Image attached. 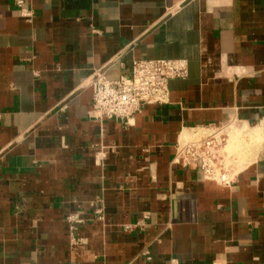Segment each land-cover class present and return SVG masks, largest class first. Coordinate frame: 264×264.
<instances>
[{
	"label": "crops",
	"instance_id": "crops-1",
	"mask_svg": "<svg viewBox=\"0 0 264 264\" xmlns=\"http://www.w3.org/2000/svg\"><path fill=\"white\" fill-rule=\"evenodd\" d=\"M24 2L0 0V264H264V136L228 187L173 163L188 131L264 126V0ZM162 59L189 68L168 104L90 117L95 72Z\"/></svg>",
	"mask_w": 264,
	"mask_h": 264
},
{
	"label": "built area",
	"instance_id": "built-area-1",
	"mask_svg": "<svg viewBox=\"0 0 264 264\" xmlns=\"http://www.w3.org/2000/svg\"><path fill=\"white\" fill-rule=\"evenodd\" d=\"M17 6L26 22L31 23L34 12L25 6L24 0H17ZM189 75L185 60H138L133 63L132 72L117 80H109L103 70L94 74L95 92L90 117L98 122L118 120L128 125L130 120L145 105H165L170 101L169 83L186 79ZM67 109L63 106L62 110ZM228 124L220 128L193 129V139L181 140L176 148L173 163L184 168L197 169L204 180L223 186L234 183L235 173L226 167L222 151L227 143L224 138ZM200 130L204 131L200 134ZM94 216L103 220L102 204L93 205ZM71 232L83 223L78 215L67 216ZM141 224H136L139 227ZM134 226L128 225L126 230ZM150 259V258H149Z\"/></svg>",
	"mask_w": 264,
	"mask_h": 264
},
{
	"label": "rangeland",
	"instance_id": "rangeland-1",
	"mask_svg": "<svg viewBox=\"0 0 264 264\" xmlns=\"http://www.w3.org/2000/svg\"><path fill=\"white\" fill-rule=\"evenodd\" d=\"M245 125H243V126H239V127H235V128H233L232 127V129H230V131H229V128H228V130H226V132H225V135H224V138L226 137V139H227V143H226V145H228L230 142H232V141H234L233 140V137L235 136V137H237V138H242L243 136H246V135H248L249 136V134H252V132L251 131H256V130H261L262 128H264V126H262V127H260L259 129H256V130H250V129H248L246 126L244 127ZM241 128V129H240ZM244 128H245V130H244ZM247 128V129H246ZM238 129V130H237ZM243 129V130H242ZM239 131V133L237 132V131ZM247 130H248V132H247ZM264 130V129H263ZM261 131L262 132V134H261V136H264V131ZM231 131H236L235 133L234 132H232L231 133ZM240 131H242V132H244L245 133V135L241 132L240 133ZM251 133H250V132ZM204 133V131H201L200 130V134H203ZM236 133H238V134H236ZM231 134V135H230ZM232 134H235V135H233L232 136ZM239 134H241V135H239ZM193 135H194V133H193ZM230 136L232 137V139L230 138ZM239 136H242V137H239ZM250 136H252V135H250ZM243 138H245V137H243ZM193 139V138H192ZM246 139V141L248 140L247 138H245ZM262 139V138H261ZM229 140H232V141H229ZM236 141V140H235ZM234 141V145H235V143L236 144H239L240 145V142L239 141H236L235 142ZM243 141H245L244 139H243ZM229 142V143H228ZM238 142V143H237ZM248 142L249 143H251L249 140H248ZM248 142H247V144H248ZM261 143V142H260ZM225 145V147H227ZM256 146V145H255ZM236 147L239 149V146H234V149L231 151V152H227L226 151V149H223L224 151H222L223 152V154H224V159H225V162H226V167L230 170V171H233L234 173H237L238 172V170L239 169H242V168H244L246 165H247V163H245L244 162V158H240V157H236V153H237V150H236ZM255 148V147H254ZM251 149V148H250ZM262 150V149H261ZM260 150V151H261ZM251 151V150H250ZM248 152H249V150H248ZM250 153V152H249ZM235 154V155H234ZM239 158V159H238ZM250 161H252V160H250ZM239 166V167H238ZM240 166H241V168H240Z\"/></svg>",
	"mask_w": 264,
	"mask_h": 264
},
{
	"label": "bare ground",
	"instance_id": "bare-ground-1",
	"mask_svg": "<svg viewBox=\"0 0 264 264\" xmlns=\"http://www.w3.org/2000/svg\"><path fill=\"white\" fill-rule=\"evenodd\" d=\"M244 124H242V125H236L235 123H232V124H230V125H228V127H227V130H228V128H229V131H230V129H232V127L233 128H235V127H241V126H243ZM245 127V126H244ZM241 129V128H240ZM247 129V128H246ZM264 128H262L261 130H256V129H254V130H256V131H251L252 132V134H249V136L248 135H246V136H243V137H245V138H247L250 142L251 141H255L256 140V138L258 137L259 138V136H261V134H262V130H263ZM238 130V129H237ZM236 130V131H237ZM243 130V129H242ZM244 130H245V128H244ZM202 131V130H201ZM235 131V132H236ZM264 131V130H263ZM232 132H234V131H231V133ZM234 132V133H235ZM238 133H239V131H237ZM242 131H240V133H241ZM245 132V131H244ZM244 132H242L244 135H245V133ZM247 132H248V130H247ZM250 132V131H249ZM250 132V133H251ZM238 133H236V134H238ZM264 134V133H263ZM231 135V134H230ZM233 135H235V134H232V136ZM239 135H241V134H239ZM250 135H252V136H250ZM183 137H182V140H186V141H190L191 139H192V136H193V132L191 131H188V132H186L184 135H182ZM239 137H242V136H239ZM237 138V137H233V140L235 139L236 141H239L240 142V145L239 144H236L235 143V145H234V141H232V140H229V141H232V142H228L229 144L228 145H226L227 147H225L224 149H226V151L227 152H231L233 149H234V146H239V149L236 147V150H237V153H236V157H240V158H244L243 156L246 154V156H247V151H246V149H244V145H247V142H248V140L246 141V139L245 138ZM230 138L232 139V137L230 136ZM258 138H257V141H258ZM261 138H262V136H261ZM261 138H259V139H261ZM243 139L245 140V141H243ZM235 141V142H236ZM256 142V141H255ZM238 143V142H237ZM249 143V142H248ZM250 150V149H249ZM250 152V153H249ZM248 152V155H250V154H252V151H249ZM254 152V151H253ZM235 155V154H234ZM239 159V158H238ZM245 163H247V162H245ZM249 163V162H248ZM239 167V166H238Z\"/></svg>",
	"mask_w": 264,
	"mask_h": 264
}]
</instances>
